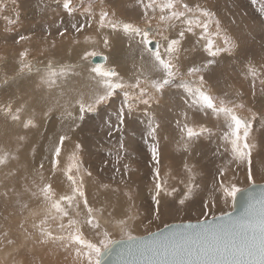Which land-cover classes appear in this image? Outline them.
Instances as JSON below:
<instances>
[{
  "label": "bare ground",
  "instance_id": "obj_1",
  "mask_svg": "<svg viewBox=\"0 0 264 264\" xmlns=\"http://www.w3.org/2000/svg\"><path fill=\"white\" fill-rule=\"evenodd\" d=\"M107 1L112 4L114 3L113 0ZM186 3L192 7L195 2L194 0H186ZM24 6L26 7L27 3ZM50 8L53 9L52 6ZM224 10L226 11V15L224 17L221 16V18L224 23L225 21H231V26H234L235 30L229 29V36L237 41L238 47L236 50L237 55L228 58H215L216 62L220 65L225 63L224 71L227 72L225 79L227 84L218 85V88L221 90V95L224 92H231V94L227 93L228 98H240L245 107H251L252 112L256 114L254 116L255 118L253 119V116L248 113L243 118H250L249 120H251L252 126L257 122L264 125V91H262L264 84L261 83L263 75L260 74L261 71L264 72V68L261 67L264 66V50L255 51L250 46L246 47L244 40L250 35L247 24L235 22V19L239 16L234 15V12L229 9V12L226 9ZM37 12L41 13L40 8ZM42 16L44 18L46 14ZM45 23L50 28L43 30V32L52 34L54 31L53 23ZM36 25L38 24L36 23ZM181 28H183L182 25ZM254 31H261L260 34L264 33V23H257L254 26ZM177 33L178 28L176 25L174 28L167 30V35L172 38ZM103 35L109 38L110 44L108 49L110 53L106 54L107 61L105 64L102 63V65L106 67L113 65L121 77H123L124 81H132L133 75L131 74L130 76V69H132L130 66L132 65L133 67L137 62L141 70L139 56H131L130 58V53L135 50V44L133 43L130 47L128 39L119 34V31L111 30V32L104 33ZM198 38L197 36H188L182 42L183 49L187 50L182 52V55L187 57L190 55L188 53L192 48L196 49L199 47V44H197ZM81 41L83 49L81 48L80 42L77 45L63 44L58 53H54L53 49H48V54L44 53L39 56V58H44V60L49 56L48 60L43 64L35 66L32 72H16L11 79L4 80L0 84L1 89L5 86L6 88L11 86L8 88L7 93L4 94L2 104L0 98V158H6L5 163L0 164V264H27L26 261L21 263V259L23 258L25 260L26 253H29V251L33 253L32 250L36 251V253H33L37 257L38 262L36 264H63L61 258L58 257L57 259H53V261L51 258V255L53 257L54 254L60 253L61 251H63L62 253H68L62 259L72 261L73 264H82L78 258L83 257V255L77 256V253H74L76 252V245L69 248L63 246V243L59 240H45L40 233L39 227L40 220L48 215L49 207L44 201L39 187H43L46 183H51L56 193V198H59L61 195L71 194V184L66 178L65 169L71 163L72 152L76 149L75 145L77 142L83 145V148L79 151L80 175L84 178L83 188L89 206L94 209L93 215L100 223V228L95 229L86 223L88 216L87 209L83 204V199L77 196L76 201L72 205H68L66 202L62 204L69 212L68 217H63L61 220L57 215L55 220H48L46 226L49 227L54 235H67V231L70 228L74 230V226L68 223L70 218L79 222V227L85 238L94 243H97L103 238L104 231L117 234L120 232L132 234L140 230L136 233L140 234V225L142 223L138 221V211L140 209L147 210L146 207H155L157 210L158 207L152 198L157 179L163 184L165 189L160 197L161 205L159 206L157 218L168 214L167 220H171L170 216L178 220V213H182L185 209L176 206L175 203L177 202L173 201L171 196L180 193L183 179L186 181L190 180L189 173L185 167L186 165L193 168L196 184H199V178L197 179V177L202 176V173L210 169L207 172L208 174L215 171V169L225 171L226 168L231 171L228 173L229 176L227 174L225 175L226 180L224 184L229 185L234 183L239 187L244 169L241 162L245 163L247 161H239L233 158L230 143L223 139V133L227 130L224 126L223 119H218L210 110L207 115H200L201 118L194 119L195 113L188 110L184 104V90L175 86L166 88L163 93L166 99L165 103H155V106L151 107L150 111L152 113L153 110L157 122L161 125L157 133L160 142L159 177L156 178L155 176V165L151 160L150 151H148L151 138L147 136V132H136L134 121L137 117L135 116L134 118L133 115L128 117L131 123L125 125L128 128L127 131L112 134L115 138L118 137V139L120 135H123L125 148L127 149L126 153H120L122 158L119 161V167L116 165L101 166L97 164L95 161L97 158L96 154L104 152L116 153L119 144L118 139L113 141L112 136L108 134L104 135L109 137L108 140L102 141L101 144L100 139H91L90 136H93V134L88 131L86 134L81 128L86 116L84 114L83 120L79 119L81 113L78 111L79 105L77 104V99L81 96L89 99L93 92L96 91V85L90 76V69L97 65L91 64L92 57H89L90 59L88 58V60H82L81 56L83 52L87 51L86 49H90L89 46L92 49L96 48L98 51L103 50L104 47L100 43L93 45V43H87L85 40ZM262 46L264 45L262 44ZM66 47L72 49L70 56H68L69 58H60V60L52 58V55L55 54L60 57L66 55ZM237 59H243L246 65L251 60L258 68L259 71L255 78V86H253L254 78L248 73L247 67L238 69L239 66L236 69L237 72H240V79L231 74L232 71L229 65ZM9 60L8 64L13 67L16 59L11 58ZM49 60L54 61L53 63L55 65L73 66V71L69 77L66 80L62 78V82L52 89L41 85V73L36 71V68L43 70ZM197 62L198 59L193 58V63L199 65ZM121 67H124V69ZM221 67L223 68V66ZM209 68L204 73L205 77L210 79L212 70L211 67ZM139 74L142 76L145 74L152 79L155 78L154 75L147 72V69H144L143 73L140 71ZM177 83H179L178 80ZM214 86L217 87V85ZM16 103L17 106L13 108ZM176 104L181 105L176 108L174 107ZM8 106L12 108L11 113L7 111ZM111 107L102 108L100 111H103V109H111ZM17 109L21 110L19 116L22 117L20 120H13L12 116L17 114ZM182 111H189V116L192 117L195 123L206 125L207 128L211 129L210 134L206 133L200 137L188 151H185L182 147L180 140L181 134L175 123L177 119H182ZM240 113L238 114L240 115ZM23 114H28L29 116H24ZM26 118H31V123H22L19 125L20 121L26 120ZM76 124H79L80 127H75ZM139 124H141V121ZM106 129L108 128L106 127ZM257 131L258 129L253 130L252 127L248 137V142L253 145L251 158L254 159H251V169L256 170L264 169V129H261L260 135L255 140L251 134L252 132L255 134ZM61 135H67L70 139L66 140L62 147L60 166L53 168V147L58 144V139ZM95 142L99 143L94 144ZM111 145L117 147L115 149L105 148ZM130 148H132L133 152L130 151ZM205 155L209 156V158ZM111 161L116 162V157L113 156ZM125 163L129 164V169L127 170L123 168ZM41 164H43V168L40 167ZM214 166L215 169H212ZM116 168H119V171H116ZM245 168L248 170L249 166ZM91 169L96 170L98 175H87L88 170ZM259 171L258 174L264 176V171ZM152 173H154V176H150ZM252 175L256 176V171H253ZM41 176L43 180H41ZM261 176L257 175L256 177ZM205 178L207 177L205 176L202 181ZM105 182L109 186L104 185ZM133 183H137L138 186L130 187V184ZM123 184H128V186L124 187ZM212 186L213 183L207 188L211 189ZM126 188H131L132 192H129ZM173 189H175L174 192ZM206 190L209 193L214 192V190ZM167 193H171V195ZM138 200H140L139 204L136 203ZM141 200H144V205H142ZM148 200H152V204H149ZM208 210H217L216 214L220 215L219 212L223 209L210 206ZM203 216L206 217V215ZM122 220L125 222L124 225L120 224ZM60 223L65 225V229L61 230L58 227ZM122 228H126V231L122 230ZM97 232H100L101 235L98 236ZM122 239H127V234L121 237H113L111 240ZM85 258L83 261L87 264Z\"/></svg>",
  "mask_w": 264,
  "mask_h": 264
},
{
  "label": "snow or ice",
  "instance_id": "obj_2",
  "mask_svg": "<svg viewBox=\"0 0 264 264\" xmlns=\"http://www.w3.org/2000/svg\"><path fill=\"white\" fill-rule=\"evenodd\" d=\"M15 3V0H13ZM137 3L143 7L144 25L133 22H127L116 17L115 12H109L101 9L99 16L100 27H108L113 31H122L128 38L129 46L134 43L141 61V72L147 69L149 74L155 76L154 79H149L145 76L143 80L136 78L135 83H127L121 77L115 67L104 66L97 64L90 69V76L96 85V91L93 92L89 99L81 96L77 99L79 105L78 111L81 113L80 120H83V113L93 112L98 105L106 103L111 97L116 95L117 90L123 92V101L115 113V123L111 120L106 122L108 135L111 136L113 131L121 132L127 123H131L128 117L132 116L138 104L149 106L155 102L159 104V100L155 99L153 94L147 87L142 85L149 84L155 93L163 94L166 88L175 86L184 90V104L188 110L193 113H203L207 115L209 110L218 119L222 118L225 128L223 139L231 145V153L234 159L239 161H247L249 165L248 178L252 179L251 171V155L253 145L248 142V137L251 132V120L241 117L237 109L244 107L243 103L226 102L213 95L205 80L203 72L216 64V57L222 52H232L238 47L233 42V39L227 34L223 35L224 47L216 46V37L221 35L220 20L216 18V13L209 7L199 4L190 7L188 3H182L183 10H178L177 0H137ZM6 7L4 0H0V9ZM63 8L69 14L75 11L73 0H63ZM159 10V22L153 27L152 21L155 18V13ZM149 10L152 15H149ZM86 11H91L89 7ZM173 21H180L185 28L180 30L175 38L165 34V32L174 28ZM214 25L216 31H210V26ZM82 27V26H81ZM72 28L79 32L81 29L75 24ZM199 28V38L197 44L204 41L202 47L207 53L205 62L200 65L192 64L187 68V76L195 77V80H185V75L180 71L181 54L186 49H183L182 41L185 39V32L195 34V29ZM11 31V29H8ZM68 31L64 28L59 35L64 36ZM28 37L21 35L19 40H25ZM103 43L109 46L110 42L107 37ZM52 47H55L53 43ZM95 50L85 51L82 60H87L89 57L100 55ZM29 53L27 50L20 54V73L32 72L34 65L27 59ZM107 60V57H105ZM248 73L254 78L253 86H255V78L258 75V68L249 60L247 65ZM264 68V66H261ZM40 72L41 85L52 89L69 77L73 71L71 65H55L52 60H49L43 70L36 69ZM179 83H177V79ZM264 84V80L261 81ZM135 90V91H133ZM264 91V89H262ZM9 113L12 112L10 106L7 107ZM12 116L13 120H19V112ZM144 115L147 119V136L151 138V143L148 145L151 154V160L155 165V176L159 177V162H160V142L158 139V129L161 125L157 122L155 115L149 111H145ZM182 119L175 121L177 128L180 131V140L182 147L188 151L195 141L199 140L204 134L211 133V129L203 124H197L189 116V111L181 112ZM255 117L253 116V119ZM31 123V121H29ZM27 126V125H26ZM75 127H80L76 124ZM70 139L67 135H61L58 139V144L53 147V168L60 166V156L62 147L66 140ZM147 143V141H146ZM119 148L116 151V164H119L122 158L120 153L127 152L123 135L118 139ZM77 150H81L83 145L79 142L75 145ZM109 155L112 153L109 152ZM6 158H0V164L5 163ZM80 157L74 152L71 156V163L65 169L67 180L71 184V194H65L56 198V193L51 183H46L43 187H39L44 201L48 204V215L39 222L40 233L47 239L59 240L63 246L68 247L76 245L75 251L77 256L84 255L87 257L88 264H102L103 255L115 251L110 247L115 244L120 246V241H113L109 238L107 231L103 232V238L98 243H94L86 239L79 227V222L74 219H69V225L74 226V230L70 228L67 235H54L47 227L48 220H55L57 215L62 220L63 217H68L69 212L62 206L63 202L72 205L77 196L83 199V204L87 209L86 223L95 229L100 228V223L93 215L94 209L89 206L88 199L83 188V176L73 174V170L79 172ZM107 163V161L105 162ZM43 168V164L40 165ZM190 180L187 184L188 191L185 196H190L197 185L193 182L195 172L193 168L185 166ZM125 170L129 169V164L123 165ZM119 171V168H116ZM223 176V172L220 173ZM87 175L91 176V172ZM41 180L43 177L41 176ZM155 191L153 200L159 212L161 205V194L165 191L164 186L159 180L155 183ZM219 187L225 197V203L228 198L235 200L237 193L242 190L236 184L225 185L223 181L219 183ZM175 189H173V192ZM171 195V193H167ZM248 198H242V206L247 203ZM184 204V199L179 201ZM259 206L248 204L240 216L233 217L231 213H221L219 217H214L209 220L207 217L203 220H198L195 224L180 223L174 225H166L159 233L150 234L148 237L132 236L127 234L128 251L132 257L131 260L125 261V264H264V192L261 193L258 202ZM78 206V205H77ZM121 225L125 222L120 221ZM58 227L63 230L65 225L60 223ZM126 231V228H122ZM97 235H101L97 232ZM137 257L142 258L138 260Z\"/></svg>",
  "mask_w": 264,
  "mask_h": 264
},
{
  "label": "rangeland",
  "instance_id": "obj_3",
  "mask_svg": "<svg viewBox=\"0 0 264 264\" xmlns=\"http://www.w3.org/2000/svg\"><path fill=\"white\" fill-rule=\"evenodd\" d=\"M113 1H114V3L112 4V3L108 2L107 0H73V6L75 8V11L72 14H69L67 12V10L63 8V0H15V3H13V0H4V4L6 5V7H3L2 9H0V84L4 80L11 79L12 76H14L16 74V72H19L20 54L22 52H24L25 50H27L29 53L27 59L34 65V67L39 65V64L41 65L45 61L48 60L49 56L46 57L45 60H44V58H39V56H41L44 53L48 54L49 53V51H47L48 49H53L54 53H58V52H60L63 44L77 45V44H79V42L81 43V48L83 49V44H82L81 40H85L87 43H93V45H95L96 43H100L104 46L103 50H101V51L96 50V48L92 49V47L89 46L90 49H86L87 51L95 50L98 53H101L103 55L109 54L110 51L108 49V46L105 47V45L103 43L104 38L107 36H104L103 34L111 32L112 29H110L108 27H103V28L100 27L99 16H100L101 9L107 10L110 13L115 12V14H116L115 18H118V19H121V20H124L127 22H133V23L139 24L141 26H143L145 23L144 18H143V7H142V5L137 3V0H113ZM194 2L195 3L193 4L192 7H194L197 4H199L201 6L209 7L213 12L216 13V18H218L220 20L222 31H221V35L219 37L215 38L217 40L216 43L218 42L216 44L217 47H220V46L224 47V44H223L224 33H227L228 35H230L229 29L235 30L234 26H231V24H230L231 21H225V23H224V21L221 18V16L224 17V15H226V11L224 10V9H226L227 12H229V10H230V11L234 12L233 13L234 15L239 16L235 19V22L247 24V26L249 28L250 35L247 36L244 40L245 46L246 47L250 46V48L252 50H255V51H257V50L263 51L264 50V46H262V44L264 45V36H263L264 33L260 34L261 31H254V26L257 23H259V22L264 23V0H194ZM26 3H27V6L25 7L24 4H26ZM145 3H147V0H145ZM177 3H178V10H183L181 5H182V3H186V0H177ZM21 4H22V6H21ZM50 6H52L53 9L50 8ZM89 7L91 8L90 12L86 11V9H88ZM215 7H217V8H215ZM39 8H40L41 13L37 12L39 10ZM220 8H222V9H220ZM217 9H219V10H217ZM56 12H57V14H56ZM43 14H46V16L44 18L42 16ZM149 15H152V13L150 11H149ZM158 15H159V10L157 9V12L155 13V18L152 21L153 26H156L157 23L159 22V16ZM45 22L53 23L54 31L52 32V34H48V33L43 32V30L50 28ZM36 23L38 25H36ZM173 23L177 26L178 32L185 28V25H183L180 21H173ZM73 24H75L81 30L79 32H77L75 29L72 28ZM181 25L183 26V28H181ZM231 27H233V28H231ZM64 28H67L68 31L64 34V36L59 35V33L61 31H63ZM8 29H11V31H8ZM200 31L201 30L199 28H196L195 34L185 32V39L188 38V36L199 37ZM210 31H213V32L216 31L214 25L210 26ZM119 34H121L126 39H128L123 34L122 31H119ZM165 34L167 35V31L165 32ZM21 35L28 37V39L19 40V37ZM239 35H241V34H239ZM107 39H109V38L107 37ZM201 42H199L198 48H196V49L192 48L190 50V52L188 53V55L190 54L189 56L186 57V56L181 54V60L182 61L180 60V62H181L180 71L185 74L183 76V79H185V80H195V77L187 76V68L192 66L193 58L198 59L197 63L199 65L201 63L205 62V60L207 58V53L204 51V49L202 47V44L204 43V41L201 40ZM233 42L235 44H237L236 40H233ZM53 43L55 44V47H52ZM258 48H263V49H258ZM236 50H237V48H235L232 52H222L216 58H221V57L228 58L230 56L237 55ZM65 52H66V55H64L63 57H60V56L55 54V55H52L53 56L52 58H54V59L57 58V60H60V58L61 59L62 58H69L68 56H70L72 49H69L66 47ZM83 54H84V52L82 53V56H83ZM131 56H133V57L139 56L136 47H135V50L132 53H130V58H131ZM11 58L16 59V63L13 67H11L8 64L10 61L9 59H11ZM222 63H223V61H222ZM224 65H225V63L220 65L219 63L216 62V64L209 66V67H211V70H212L211 74H210L211 78L209 79V78L205 77V80L208 82V86L210 87V90L214 96H216L220 99H224L226 102H232V103H237V104L243 103L240 100V98L239 99L228 98L227 93L231 94V92H224L221 95V90H219L218 87L220 85L226 83L225 79H226V74H227V72L224 71ZM221 66H223V68ZM111 67H114V66L111 65ZM229 67L232 71L231 74L233 76H235L236 78L240 79L241 78L240 72H237L236 69L238 67H239L238 69H244L246 67V63L243 61V59H240V60L237 59V60H235L234 63L230 64ZM121 68L124 69V67H121ZM130 68H132V69H130L131 70L130 76H131V74L133 75V80L130 82H127V83H135L134 80H136L137 77H139L141 80H143L144 77L147 76L145 74L143 76L139 74V72L141 70H140L137 62L134 64L133 67L131 65ZM209 70H210V68H209ZM26 72L27 71H25V73ZM260 74L263 75V78L261 79V81H262V80H264V72L261 71ZM203 75L205 76V73ZM149 79H152V78L150 77ZM179 79L180 78H178L177 80L179 81ZM60 83L61 82H59L58 84H60ZM215 83H217V84H215ZM246 83H247V81H246ZM214 85H217V87H215ZM142 86L147 87L149 89V91L153 94L154 98L159 100V104L165 103L166 99L163 96V94L159 95V93H155L154 89H152L149 84H144ZM9 87H11V86H8L7 88L5 86L1 89V85H0L1 104H2V101L4 99V94L7 93V90ZM133 91H135V90H133ZM181 98L184 99L183 97H181ZM123 99H124L123 92L121 90H117L116 95H114L113 97H111L109 99L108 104H107V102L103 103V104H101L100 107H97L95 111L83 113V115L85 114L86 118H85V121L82 123V126H81L82 130L85 131L86 134H87V131L91 132L93 134V136H90L91 139L92 138L94 140L100 139L101 144H102V141H105L106 139L108 140L109 137L104 136L108 133V132H106V131H108V129H106V126H105L106 122L111 120L112 123H115V113L118 110V108L120 107ZM179 105H181V104H176V106H174V107L177 108V106H179ZM15 106H17V103L14 104L13 108ZM108 106H112L111 109H103V111H100L102 108H106ZM149 106H145L143 104H138L136 107V110H135L136 113L135 112L133 113L134 118H135V116L137 117V119H135V121H134V123L136 125V132L137 133H146L148 130L147 129V119L148 118L144 115V113L147 109H148L147 111L150 112L151 107L155 106V102L151 103ZM22 109H24V108H22ZM237 112L238 113L241 112L240 113L241 117H243V116L246 117L245 116L246 113H248L252 116H256V114L252 112L250 106L245 107V105H244L243 108L237 109ZM152 114L154 115L153 110H152ZM23 115L29 116L28 114L27 115L23 114ZM200 115H204V114L203 113H195L194 119L201 118ZM30 119L31 118H26L27 121L21 120L19 125H21L22 123H25V124L29 123L28 121H31ZM140 121H141L142 125L139 124ZM204 126H206V125H204ZM263 126L264 125H262L259 122L255 123L252 126L253 130L258 129L257 133L254 134V132H252V134H251V136H253L255 140L260 135L261 129L262 128L264 129ZM89 129H91V131H89ZM127 130H128V128H127V126H125L121 132L127 131ZM114 133L117 134L119 132L114 130L113 134ZM111 136H112L113 141L118 139V137L115 138L114 135H111ZM263 139H264V137H263ZM97 143H99V142H95L94 144H97ZM146 145H148V144H146ZM116 147L117 146L111 145V146H106L105 148L115 149ZM263 148H264V143H263ZM79 151L80 150H77V149L73 150V152H75L78 156H79ZM130 151L133 152L132 148H130ZM202 151H206V150H202ZM73 152H72V154H73ZM96 156H97V158H96V160L95 159L94 160L97 162V164H99L101 166L116 165L117 167H119V164H116V162L111 161L113 156L116 157V153H112L111 155H109L107 152H104V153H98V154H96ZM205 156L207 158H209V156H207V155H205ZM251 159L253 160L254 158H251ZM252 160H251V162H252ZM106 161H107V163H105ZM78 163H79V161H78ZM241 164H243V167H244L242 175H241V180L239 183V188L241 190L247 188L248 186H250L254 183H264V176H261L260 174H258L259 170H260L259 172H261V171H264V169H258V170L251 169L252 172L256 171V176L258 175L261 177H256V176L252 175V179H249L248 178V170L245 168V167L249 166L248 162H245V163L241 162ZM133 165H134V162H133ZM219 165H221V164H219ZM212 169H215V166L212 167ZM218 170L215 169V171L211 172L210 174L207 173L209 171L202 173L201 174L202 176L197 177V179L199 178L198 179L199 184H196L195 179H194L193 182L197 185V187L193 190V192L190 196H187L190 198H187L185 196L186 192L188 191L187 184L189 183V180L186 181L185 179H183V183H181V190L182 191L180 190L181 194L177 193L178 196L176 194L171 196V199H173V201L177 202V203H175L176 206L183 207L185 209V211H183L182 213H178V218H179L178 220L173 219L171 216H170L171 220H167L168 214L163 215L161 218H157V210L155 207H151V208L146 207L147 210H145V209L141 210L139 208L140 210L138 211V214H139L138 215V219H139L138 221L142 223V225H140L141 233L136 234L137 232L140 231V230H138L135 233H132L131 235L132 236H139V235L143 236V235L152 233L154 231H157V230H159V229L163 228L164 226L171 224V223L194 222V221H198V220H203L206 217L209 219V218L217 216L218 215V214H216L217 210H208V209H210V206H216V207H220V209H223V210H221V212H219V214L227 213V212L231 211L232 207H233V201L234 200H232L229 197L227 203H225V197L223 195L222 190L219 187V183L221 181H223V183H224V181L226 180L225 175L227 174L229 176L228 173L231 170L230 169L228 170L226 168H225V171H221V170L218 171ZM86 171H87V169H86ZM88 172H91V175H94V176L98 175L96 170L91 169V170H88ZM221 172H223L225 174H223V176H222L220 174ZM73 174L81 176L80 175V167H79V172H76V170L74 169ZM150 176H154V173L150 174ZM205 176L207 178H205L202 181V179ZM143 179H146V178H143ZM201 181H202V183H201ZM212 183H213L212 188L211 189L207 188ZM9 185H11V184H9ZM104 185L109 186V184L106 182L104 183ZM130 185H131L130 187H133V186L137 187L138 186L137 183H133ZM123 186L124 187L128 186V184H123ZM126 189L129 192H132L131 188L130 189L126 188ZM206 189L214 190V192L209 193ZM176 197H178V198H176ZM181 198L184 199V201H186V202H184V204L179 203ZM141 202H142V205H144V200H141ZM136 203L139 204L140 200H138ZM148 203L152 204V200H148ZM181 205H183V206H181ZM166 212L169 213L168 210H166ZM203 215H206V217H204ZM138 221H135V222H138ZM126 226H128V225H126ZM109 234H111L109 236L112 239L113 237L114 238L115 237H121L122 235H125L128 233L120 232L118 234L117 233H109ZM68 247L71 248V247H74V245L68 246ZM32 251H33V253H36V251H34V250H32ZM62 252L63 251H61L60 253L54 254L53 257L51 255L52 261H53V259H57L59 257V258H61V261L63 262V264H73L72 261H69L67 259H62L63 257H65L68 254V253H62ZM33 253H31L30 251H29V253L27 252L26 256H25V260H23V258H22L21 263L22 262L24 263V261H26L27 264H36L38 262L37 257ZM74 253H76V252H74ZM84 257H86V256L83 255V257L78 258L82 262V264H86L83 261ZM51 258H50V260H51ZM85 260L87 261V257L85 258ZM87 264H88V261H87Z\"/></svg>",
  "mask_w": 264,
  "mask_h": 264
},
{
  "label": "water",
  "instance_id": "obj_4",
  "mask_svg": "<svg viewBox=\"0 0 264 264\" xmlns=\"http://www.w3.org/2000/svg\"><path fill=\"white\" fill-rule=\"evenodd\" d=\"M106 55L100 54L97 55L95 57L91 58V64H102V63H106L107 60H105ZM264 192V183H254L250 186H248L247 188L243 189L241 192L237 193V196L235 198V200L233 201V207L232 210L227 212V213H231L233 217H237L240 216L245 207H247L248 204H253L256 205L257 207L259 206L258 202L260 199V195L261 193ZM247 197V203L243 204L242 206V198ZM221 215V214H220ZM220 215H217L215 217H219ZM209 218V220L213 219ZM197 221L194 222H190L192 224H195ZM180 223H184L187 224L189 222H175V223H171L168 225H174V224H180ZM164 229L165 231H167V229H165V226L157 231H154L152 233L143 235V236H139V237H148L150 234L153 233H159L160 230ZM114 241H120V246L117 247L115 244L111 245L110 247L114 248L115 251L103 255L102 257V264H125V261L131 260L132 257L129 255V245H128V240L127 239H122V240H114ZM138 260H142V258L137 257Z\"/></svg>",
  "mask_w": 264,
  "mask_h": 264
}]
</instances>
